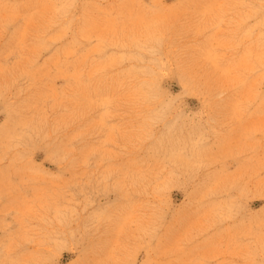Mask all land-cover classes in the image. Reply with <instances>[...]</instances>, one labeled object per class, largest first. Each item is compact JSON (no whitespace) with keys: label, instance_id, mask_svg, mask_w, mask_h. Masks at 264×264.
Here are the masks:
<instances>
[{"label":"rangeland","instance_id":"374dc122","mask_svg":"<svg viewBox=\"0 0 264 264\" xmlns=\"http://www.w3.org/2000/svg\"><path fill=\"white\" fill-rule=\"evenodd\" d=\"M0 264H264V0H0Z\"/></svg>","mask_w":264,"mask_h":264}]
</instances>
